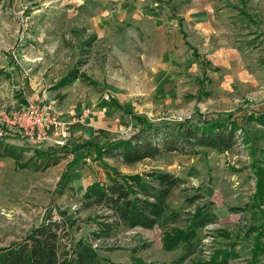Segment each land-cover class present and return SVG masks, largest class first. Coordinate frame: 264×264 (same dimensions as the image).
Masks as SVG:
<instances>
[{
    "label": "rangeland",
    "instance_id": "rangeland-1",
    "mask_svg": "<svg viewBox=\"0 0 264 264\" xmlns=\"http://www.w3.org/2000/svg\"><path fill=\"white\" fill-rule=\"evenodd\" d=\"M164 1L0 0V68L6 70L0 74V122L10 125L34 104L40 112L53 106L57 122L68 128L67 135L59 133L62 125L48 128L44 141L26 134L7 140L26 147L28 168L0 160V248L21 242L60 208L81 209L88 187L108 180V162L124 174L162 170L184 183L168 198L181 216L177 223L151 232L122 228L110 241H94L117 247L103 251L105 257L120 264H190L234 245L228 264L251 263L254 235L248 232L264 220L232 208L251 201L252 166L264 162V128L243 121L264 112V0ZM74 69L80 76L62 83ZM88 109L104 116L82 124ZM230 113L246 125L232 151L197 148L196 154L164 153L131 166L99 158L101 147L142 128ZM88 141L97 147L84 148ZM38 152L68 156L36 169L31 161ZM67 165L71 177L61 183ZM197 206L208 207L209 223L192 244L166 251L164 230L190 227ZM97 213L80 210L77 236L92 238L98 226L90 218Z\"/></svg>",
    "mask_w": 264,
    "mask_h": 264
},
{
    "label": "trees",
    "instance_id": "trees-1",
    "mask_svg": "<svg viewBox=\"0 0 264 264\" xmlns=\"http://www.w3.org/2000/svg\"><path fill=\"white\" fill-rule=\"evenodd\" d=\"M253 19L247 12L243 14ZM196 57L200 55L196 52ZM6 73L0 68V74ZM79 71L62 79L64 84L76 79ZM83 77H87L82 74ZM246 124L256 123L264 128V112L250 113L243 117ZM4 137H0V160L12 158L21 169L28 168L24 160L26 147L8 143L11 138L21 139L22 134L5 122H0ZM246 133V125L239 122L235 113L227 116L206 117L199 122L177 121L165 122L161 125H151L142 128L131 139L111 142L101 147L100 159H112L127 166L156 159L164 153L196 154L197 148H210L221 153L234 150L239 144L238 132ZM97 147L90 142L87 148ZM256 154V150L253 151ZM67 154V153H64ZM32 158L35 168H48L58 164L60 157L57 153L38 152ZM37 161V162H36ZM107 178L106 182L96 181L88 187L83 195L81 209H99L97 216L91 217L98 230L92 233V238L77 236L81 231L80 210L70 208L58 209L57 217L51 213L40 225L33 228L28 235L18 243L0 248V264H119L105 257L103 251H114L117 247L107 248L105 244L94 246V241H110L122 228L154 229L163 227L166 222L177 223L181 216L174 211L168 198L176 187H180L184 180L172 173L162 170H151L146 173L124 174L118 168L104 162ZM256 177V189L251 201L245 208H232L233 211H263L264 206V162L253 166ZM71 177L70 167H67L61 183ZM195 198L192 199V202ZM212 215L207 206H197L190 217V227L184 229L173 226L164 230L163 247L166 251L178 250L182 244H192L198 236V229L209 223ZM257 228H250L253 233ZM259 235H262L260 233ZM263 237L255 240L253 262L256 264L260 250L264 245ZM232 249H219L213 253L211 260L193 262L190 264H228L233 257ZM187 256L181 258L184 261Z\"/></svg>",
    "mask_w": 264,
    "mask_h": 264
},
{
    "label": "built area",
    "instance_id": "built-area-1",
    "mask_svg": "<svg viewBox=\"0 0 264 264\" xmlns=\"http://www.w3.org/2000/svg\"><path fill=\"white\" fill-rule=\"evenodd\" d=\"M47 111L40 112V108L34 104L29 105L25 110L17 112L14 116V120L10 122L9 126L17 129L20 134L26 139L24 135H28L33 139L38 141H44L47 139L45 131L48 128H52L54 125H62L57 122L55 116H53L54 108L49 106L46 108ZM65 125H69L66 123ZM67 129L62 125V129L59 133L67 135ZM0 128V137H4V131ZM95 247H99L97 243L94 244Z\"/></svg>",
    "mask_w": 264,
    "mask_h": 264
},
{
    "label": "crops",
    "instance_id": "crops-1",
    "mask_svg": "<svg viewBox=\"0 0 264 264\" xmlns=\"http://www.w3.org/2000/svg\"><path fill=\"white\" fill-rule=\"evenodd\" d=\"M156 2H158V3H164L165 1L164 0H155ZM183 35H184V39H185V41H186V44L190 47L191 45H190V43L188 42V40H186L187 39V36H186V34L185 33H183ZM194 55H195V57H196V52L194 51ZM89 110V109H88ZM84 113V112H83ZM260 113H263V112H260ZM260 113H258V114H260ZM102 116H104L102 113H95V111L94 110H89V113L88 114H86V116L83 118V121L84 122H81L80 120H76V122L77 121H80L82 124L83 123H85V122H87V123H85V125L86 124H88V123H90V124H92L91 122H93V119H96V120H100V118L102 117ZM90 142H93V141H88V142H86L85 144H84V148L86 147L87 148V144L88 143H90ZM94 143V142H93ZM17 145V144H16ZM19 147H23V146H19ZM87 149H90V147H88ZM264 151V150H263ZM65 156H68V154H64V153H59V157H60V161L59 162H61V160H62V158L63 157H65ZM5 159H8V161H11V163H10V166H14V165H17V163H16V161L14 160V159H11V158H4V159H2V160H5ZM67 167H70V165H67L66 166V168ZM66 168H65V170H66ZM65 172V171H64ZM255 193V192H254ZM254 195V194H253ZM249 203V202H248ZM247 205V204H246ZM246 207V206H245ZM244 207V208H245ZM249 211V210H248ZM251 213H252V215L254 216V217H256V218H259V217H261L263 220H264V206H263V211H261V210H254V211H250ZM156 227H158V226H156ZM155 227V228H156ZM154 228V229H155ZM254 228H257V230H255L253 233H249V234H253L254 236H253V243H252V249H251V251H252V255H253V252H254V246L256 245V243H255V240L258 238V237H260V236H262L263 237V239H262V242H263V245H264V223H262L261 225H259V227H257V226H254ZM135 229V228H134ZM138 229L139 230H142V231H146V232H151L153 229H150V230H148V229H144V228H141V227H138ZM249 231H250V229H249ZM260 233H262V235H259ZM163 241V240H162ZM145 247H147L146 246V244H144V247L143 248H145ZM117 250V249H116ZM140 249H138V250H136V251H139ZM263 257H264V247H263V249H261L260 250V253H259V257H258V260H257V263L256 264H264V262H263ZM254 259V258H253ZM253 259H252V261H251V263L250 264H252V262H253ZM114 262V261H113ZM116 263V262H115ZM120 264V263H119Z\"/></svg>",
    "mask_w": 264,
    "mask_h": 264
}]
</instances>
